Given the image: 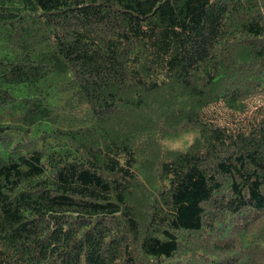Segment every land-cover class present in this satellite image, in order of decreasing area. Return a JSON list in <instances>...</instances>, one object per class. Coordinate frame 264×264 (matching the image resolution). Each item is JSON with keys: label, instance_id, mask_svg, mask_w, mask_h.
I'll list each match as a JSON object with an SVG mask.
<instances>
[{"label": "trees", "instance_id": "1", "mask_svg": "<svg viewBox=\"0 0 264 264\" xmlns=\"http://www.w3.org/2000/svg\"><path fill=\"white\" fill-rule=\"evenodd\" d=\"M0 264H264V0H0Z\"/></svg>", "mask_w": 264, "mask_h": 264}, {"label": "rangeland", "instance_id": "2", "mask_svg": "<svg viewBox=\"0 0 264 264\" xmlns=\"http://www.w3.org/2000/svg\"><path fill=\"white\" fill-rule=\"evenodd\" d=\"M192 138H193V132H188L184 134L182 137H178L175 139H168L166 140V142L173 141L171 142V144L175 145L174 148L185 149L187 145L192 141ZM166 142H165V145H167Z\"/></svg>", "mask_w": 264, "mask_h": 264}, {"label": "bare ground", "instance_id": "3", "mask_svg": "<svg viewBox=\"0 0 264 264\" xmlns=\"http://www.w3.org/2000/svg\"><path fill=\"white\" fill-rule=\"evenodd\" d=\"M228 161V160H227Z\"/></svg>", "mask_w": 264, "mask_h": 264}]
</instances>
